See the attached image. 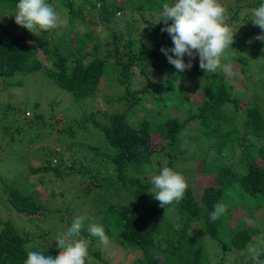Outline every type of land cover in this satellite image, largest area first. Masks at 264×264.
<instances>
[{
    "label": "trees",
    "instance_id": "1",
    "mask_svg": "<svg viewBox=\"0 0 264 264\" xmlns=\"http://www.w3.org/2000/svg\"><path fill=\"white\" fill-rule=\"evenodd\" d=\"M18 2L0 0V77L24 88L33 85L32 78L41 73L53 88L50 95L54 97L48 96L43 102V95L36 106L45 108L35 111L36 119H25L18 135L0 146L5 153V157L0 155V162L10 156V149L20 148L13 159L19 163L23 149L28 151L37 139L64 150L46 149L45 145L39 148L45 160L40 166L31 165L28 173L42 175L34 182L20 179L22 186L16 185L18 176L8 182L0 166V204L8 215L0 218V264H24L30 250L45 255L59 253L55 238L64 231L59 224L70 226L76 217L84 216L79 212L89 202L72 207L69 200L63 202L65 207L51 208L45 198L66 200L71 190L84 198L91 193L98 196L95 209L85 216L82 232L92 241V264H113L94 249L104 244L89 236L87 227L93 223L102 225L109 242L124 254L140 253L139 260L130 264H212L209 249L216 256L220 254L222 264H226L223 253L247 252L257 231L252 217L243 216L238 225L231 221L236 219L233 215L240 201L253 200L256 206L264 207V79L254 81L264 71V42L254 46L246 38L247 27L238 28V33L233 30V48L222 62L233 64L234 76H227L222 67L206 74L199 68L198 57L190 70L178 72L160 51L161 47L173 46L168 33L161 32L164 23L160 22L162 5L173 0H46L65 11L59 16L65 23L34 33L15 23ZM219 2L235 22L241 19L244 7L255 9L264 0ZM134 10L138 11L137 18L126 17ZM119 22H124V28L117 27ZM257 29L260 35L261 29ZM98 30L109 31L112 48L108 47L110 41L103 43ZM201 80L198 89L192 87ZM117 83L124 86L119 95L105 94ZM248 85L255 88L250 98H246ZM62 90L78 105H65L59 99ZM59 106L63 108L56 110ZM68 112L76 116L70 117ZM49 118L59 124L54 136L55 127ZM2 129L8 131L10 127L4 124ZM200 140L208 142L205 153H201L203 148L201 152L194 150V156L204 155L199 159L200 174L213 177L215 184L207 186L197 199L193 187L197 172H189L192 182L184 198L161 207L150 193L154 191L152 177L164 167L184 173L189 150L193 146L199 149ZM67 153H73L72 165L65 164ZM47 173L61 179L76 173L81 178L69 190H52L50 197H43L47 191L39 189L37 183L45 185ZM75 198L76 193L72 194ZM122 198L127 203L119 201ZM217 202L225 204L227 212L211 222L209 214ZM11 209L24 215L28 226L36 223L39 236L17 224L9 215ZM66 211L71 214L66 215ZM45 221L46 227L41 225ZM221 230H226L223 237ZM259 254L264 258L263 251ZM128 263L121 260L114 264Z\"/></svg>",
    "mask_w": 264,
    "mask_h": 264
},
{
    "label": "clouds",
    "instance_id": "2",
    "mask_svg": "<svg viewBox=\"0 0 264 264\" xmlns=\"http://www.w3.org/2000/svg\"><path fill=\"white\" fill-rule=\"evenodd\" d=\"M249 8L253 7H244L241 19L232 22L229 10L227 12L219 0H173L171 4L164 3L160 20V22L163 21L164 27L161 28V32L168 33L173 46L161 47L160 51L178 72L190 70L193 67V61L198 57L199 68L206 74L215 73L222 67L227 76H234L236 73L233 64L230 62L222 64V59L227 60L228 50L233 48L236 34L233 30L238 33V28L247 27L245 28L246 38L249 37L254 46L258 41L264 42V3L253 10ZM248 9L252 10L251 13L247 11ZM13 15L15 23L31 33L37 30H54L65 23L46 0H19ZM226 16L229 17L230 24H234V29L226 22ZM169 21L172 23L169 24ZM257 26L261 29L260 35ZM29 95L30 99L32 94ZM29 99L23 100L18 107L9 101L7 110L16 111L18 119L24 122L25 118H19V115L22 112L25 113L28 106L31 107L29 104L24 105ZM59 103L60 101L57 104ZM44 108L37 106L33 108V116L35 111ZM7 110L3 112L12 115ZM26 113L29 115V110ZM151 183L154 191L150 193L164 208L174 202L179 203L188 189V182L184 175L170 167L162 168L159 174L152 177ZM226 212L227 206L217 202L213 205L209 219L215 222ZM85 220L84 216L76 217L66 230L56 235V246L61 249L58 254L45 255L42 252L30 250L27 252L24 264H92L89 253L92 241L82 235ZM87 231L89 236L98 238L100 243L109 244V237L102 225L90 224ZM248 252L255 264H264L256 247L250 246Z\"/></svg>",
    "mask_w": 264,
    "mask_h": 264
},
{
    "label": "rangeland",
    "instance_id": "3",
    "mask_svg": "<svg viewBox=\"0 0 264 264\" xmlns=\"http://www.w3.org/2000/svg\"><path fill=\"white\" fill-rule=\"evenodd\" d=\"M246 3H249V1H246ZM137 4H139V3H137ZM52 6L55 9V11L57 12L58 16L63 17L65 15V11L59 10V6L57 3L52 4ZM249 9H252V8H249ZM249 9L247 11L250 13ZM136 12H138V11L137 10L130 11V13L126 14V17L137 18L138 14ZM227 12H228V10H227ZM121 15H123V14H118V17H120ZM226 22L232 27V29L235 28L234 24H230V19L228 16H226ZM119 23H117V25H118L117 27L119 29L124 28V26H125L124 22H119ZM58 32L61 33L62 30H59ZM82 32H84V31H82ZM96 33L101 34V35L100 34L99 35H100V38L104 44L109 42V41L111 42V37L109 36V31H99L98 30V31H96ZM108 47L112 48L113 43L111 42L108 45ZM102 48L104 49V46ZM223 63L224 62H222V64ZM195 64H196V59L193 61V65H195ZM260 78L264 79V71L262 72V75L256 76L254 78V81L257 82ZM31 81L33 82V85H30L32 87H30L27 84L24 88H20L18 86L11 85L10 81H5L3 78L0 77V146L3 145V143H6L5 141L8 140V138L11 137L12 135H15V137H16V135H18L17 134L18 128L21 125V123L23 122V121H20L18 119L17 114L9 115V114H6L3 112L4 110H7V105H8L9 101L13 102L18 107L19 103H22L23 100L29 99V96H30L29 94H32L31 98L24 103V105L29 104L31 106V107L28 106V108H27V110H29L30 114L28 115V113H26V111H27L26 110L25 113L22 112L21 115H19V118H25L26 119V118H32L33 108L36 107V104L38 102L42 101L43 95L45 96V99L43 100V102L46 101V97H48V96L52 97V98L54 97V95H50L53 88H51L47 79L41 73H39L38 75L33 77ZM202 84H203V80L196 81L192 87H195V89H198L200 87V85H202ZM123 90H124V86L117 83L113 87H108L105 90V94L119 95ZM61 92H62V94L59 95V99L63 103H65V105H67V106H72L73 104L78 105V103H77V101H75L76 99L74 97L70 96L69 94H67L63 90ZM246 94H247L246 98L253 97L255 94V88L252 85H248V91L246 92ZM97 103L99 104L100 101H97ZM243 103H247V99L246 100L244 99ZM63 106H64V104H63ZM63 106H59L58 108H56V110H61V108H63ZM121 108H122V106H121ZM262 108L264 111V104H262ZM68 113L70 114V117L76 116V114L74 112H68ZM141 115H142V113L139 114V116H141ZM6 116H11V117L8 118ZM47 117H48V115H47ZM32 119L34 120V119H36V117H33ZM51 120L49 118V122H53V125L55 127L54 129L51 128L53 130V136H54L56 133V128L59 126V124H58V122H56L55 118H52ZM4 124H6L7 126L10 127V129L8 131H4L2 129V125H4ZM43 134H46V133L43 132ZM47 139L52 140L50 138H47ZM200 142H201V144H200L201 146L199 149H197V148L195 149L194 148L195 146H193L189 150V159L183 165L186 168V171L184 173L182 171H180V173L182 175H184V177L186 178V181L188 182V184H190L192 182V178L191 177L188 178L187 173H189V172L196 173L197 172V177H194V184H193L197 199L200 198V195L202 194L203 190L207 186L215 184L213 177H205V176H202L200 174L201 160H199V159H202V157H204V155L199 156V153H198L197 155L194 156V150H198V152H201V150L203 148L201 153H205L204 150L207 148V145H208L207 141L205 142L204 140H200ZM43 145H45L44 147L46 149H48L50 147H54V148L61 147V146H57V145L55 146L52 142H49L47 140L38 141V139H37L34 143H32V145H30L28 151L26 148L23 149V151L21 153V154H23V156L21 157V160L19 161V163L16 161H13V159L17 158L16 156L19 155L20 148L10 149V153H11L10 156H7L6 158H4L0 162L2 176L6 180H8V182H12V180L16 179L15 177L18 176L19 179L16 180V185H18V186H22L23 180H20V179H24L25 177L28 178L30 182H34L36 179H39V176L42 175L40 172L35 174V175H33V174L30 175L28 173V170H29L31 165L40 166L42 164V162L45 160L44 158L41 157V155L38 151L39 148H41ZM60 150H64V149L61 147ZM0 155L5 157V153L3 152V148L0 151ZM73 158H74L73 153H67L66 158H65V164L66 165H72ZM208 158H209V156H208ZM220 160L222 161V159H220ZM261 163H262V161L259 162V164H261ZM182 164L183 163H181V165ZM76 169H78V166H76ZM80 178L81 177L77 176L76 173H73L71 176L66 177L65 179L58 178L53 173H47L45 175V180H44L45 185H43L42 183H37V186L39 189H46L47 192L44 191L43 197H50L49 193L52 190L56 191V192H59L60 190H69L71 187L76 186L79 183ZM3 192L4 191H1L2 194H3ZM105 192L106 191H104L103 193H105ZM74 193H76V198L73 200L72 194H74ZM112 196H111V198H112ZM67 197L68 198H66V200H63L60 197L56 200H50V198H48V199L45 198V199H46V201H48L47 203L51 206V208H55V207L58 208V206L65 207L63 202H65V201L67 202L69 200H72V201H70V205L72 207H78L82 201L84 203L89 202L88 205H86L85 207H83L81 209V210H83V212H81V211L79 212V214L84 215V217L87 216V214H90L92 212V210L95 209V206L97 205L96 197H98V196L96 193H91L89 198L88 197L84 198V196L81 194H79V196H77L76 190H71V192L68 193ZM118 198H120V197H115V199H118ZM119 201L127 203V199L122 198V199H119ZM250 208H253V209L248 210ZM4 209H5V207L1 203L0 204V218L1 219H4L8 216V215L6 216L3 213ZM69 213H70V211H66V215ZM9 215L14 216L16 219V223L21 225L22 227L24 225L25 228L27 230H29L32 235L39 236V232L36 230V228H37L36 223L30 224V226H28V223L25 220V216L17 214L15 212V210H13V209L10 210ZM233 216H236V219L232 218L231 222L233 225H238L239 221L242 219L243 216L252 217V219H250V221L253 223V225L257 229V231L252 235V239H254V243L251 246L256 247L259 253L261 251L264 252V207L256 206V202L253 200L240 201V203L238 204V209ZM46 223H47V221H45L42 224L40 222V224L43 225L44 227H46ZM61 225L63 226L64 230H66L67 227H69L68 224H66V222H61V224H59V227ZM228 228H229V226H227V229ZM194 230L198 231V228H196ZM220 234L223 237L226 234V230H221ZM258 239H261L262 241L258 242ZM206 241H207L208 245H212V244H209L210 243L209 239L206 238ZM110 245H112V246H110ZM219 247H220L219 250L222 249L221 246H219ZM94 249L95 250L99 249L100 252L105 256L104 258H106L107 261H110L113 264L118 263L121 260L125 261V262H129L128 264H130L132 262L131 260H139V258H140L139 252L133 251V252L129 253L128 255H126L121 251V248L119 246L113 245L111 242H109L108 245H104L100 248H94ZM209 250L211 252L210 256L212 255L211 259H210L211 263L212 264H222V260H223L222 256L220 254L218 256H216L215 255L216 253L212 254V250L211 249H209ZM223 254L226 258V264H255V261L252 259V257L250 258V256L248 255V254H250L248 251L247 252H245V251L244 252L243 251H227ZM127 257H128V259H127ZM261 260L264 261V258H262Z\"/></svg>",
    "mask_w": 264,
    "mask_h": 264
}]
</instances>
